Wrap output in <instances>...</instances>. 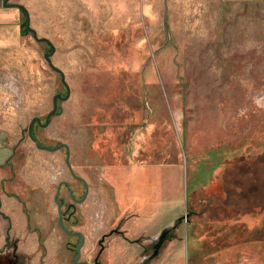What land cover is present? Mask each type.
Here are the masks:
<instances>
[{"label":"rangeland","instance_id":"obj_1","mask_svg":"<svg viewBox=\"0 0 264 264\" xmlns=\"http://www.w3.org/2000/svg\"><path fill=\"white\" fill-rule=\"evenodd\" d=\"M77 1L89 4L27 12L70 88L61 113L32 135L65 143L87 182L70 226L85 236L82 263L95 264L99 240L121 228L98 264H264V0H167L165 20L164 0ZM26 34L21 63L0 72V124L20 132L7 164L0 140V227L40 232L37 247L25 239L30 252L10 235L0 264H71L53 211L59 181L75 183L65 151L39 150L27 134L66 91L47 44ZM13 198L21 207L11 221L1 206ZM165 229L153 260L143 241Z\"/></svg>","mask_w":264,"mask_h":264},{"label":"crops","instance_id":"obj_2","mask_svg":"<svg viewBox=\"0 0 264 264\" xmlns=\"http://www.w3.org/2000/svg\"><path fill=\"white\" fill-rule=\"evenodd\" d=\"M4 0H0V72L5 70L9 65L21 63L23 54L26 53V45L29 42V37L24 32L23 29V19L25 17L24 11L18 7H6L3 5ZM9 3L14 5H19L25 8L31 5H82L89 4L85 2H79L77 0H9ZM93 5V2H90ZM97 4H100L99 2ZM26 55V54H25ZM4 96L0 94V118L5 117V107H4ZM19 127V126H17ZM20 132L14 131L11 128H5L0 124V140L2 141L3 146L10 152L11 156L8 158L7 163L11 157L16 156L15 152V143L16 139L19 137L12 136L13 134H19ZM11 136V138H9ZM16 138V139H15ZM17 148V147H16ZM4 164V165H5ZM3 166V165H2ZM1 167V166H0ZM22 175V173H18ZM45 192V191H44ZM46 195L43 193L42 198L45 200ZM5 205L1 206L5 210L7 217L13 220L14 217L19 215V209L21 207L20 201L16 198L11 200L4 201ZM36 211L45 208V206H35ZM6 224V223H5ZM28 225L26 224L24 229H17L14 224L10 226V235L13 238L22 237L23 240L18 242L21 252H30V248H26L25 239L28 242V245L37 247L39 239V227H36L37 231H28ZM8 229V224L5 227H0V239H5L6 231ZM56 238L55 233L53 232L50 241H54ZM54 239V240H53Z\"/></svg>","mask_w":264,"mask_h":264},{"label":"flooded vegetation","instance_id":"obj_3","mask_svg":"<svg viewBox=\"0 0 264 264\" xmlns=\"http://www.w3.org/2000/svg\"><path fill=\"white\" fill-rule=\"evenodd\" d=\"M24 14H25V23H24L25 26L23 28L24 29V32L25 33H31L26 28L27 17H26V13L25 12H24ZM29 25H30V21H29ZM32 37H33V35H32ZM42 43H44V42H42ZM47 46L49 47L48 44H47ZM50 51H51V48L49 47V52ZM61 96L63 97L62 94H61ZM61 102H62L61 100L57 99V102H56V104H57L56 114H57V112H59V109L58 108L60 107ZM52 106H53V103H52ZM51 110H52V108H51ZM56 114H54V115H56ZM54 115H52L51 117H53ZM51 117H50V119H51ZM33 118H39L40 121H41V123L44 124L46 117L44 118V120H42L38 116H33L31 119H33ZM50 119H49V121H50ZM30 121H29V123H30ZM36 125L38 127H41V128H46L48 126L47 125V126L43 127V126L39 125L37 122H34V124L32 126V134L34 132L33 130H34V127ZM60 149H64V151H65V157H66V154H67L66 149L63 148V147L60 148ZM69 155H70V151H69ZM71 169H72V167H71ZM68 171H69V173H70V175L72 177V180L75 182L74 183L75 185L74 184L73 185L72 184H69L67 181H65L63 179L59 181L57 187L60 185V188H59V195L57 197V200L60 203V210H61V217H60V219H59V214H58V207H57L56 203L54 202V197H55L56 192H57V187H56L55 195L53 197V202H54V204L56 206V209L54 207L53 208V211L55 210L56 211V214H57V226H58V228L66 236V242L64 243V247L66 248V250L68 249L69 253H67V254H69L70 258H72L71 264L74 263V261L78 257V255H79V259H78V261L75 264H85V263H82L84 261L81 260V249L83 248V246L85 244V236H84V234L81 231L76 230V229H73L70 226L74 225L76 223L77 219H78V217H77V206L80 205V204H82V203H84L85 200L87 199L88 190H87V195L85 196L87 182H86V180L84 178H82L79 175L75 174L73 170L72 171L74 173V176H72L69 168H68ZM62 188H64L67 191V197L66 198L60 196V191H61ZM87 188H88V185H87ZM79 190H81L82 193L79 194V192H78ZM124 191H125V186H124ZM83 197H84V199H83ZM123 197H125V196H123ZM121 203H122V201H121ZM132 216L133 215H128V216L126 215L125 217H122L121 220L119 221V223H122V222L127 221V219H129ZM5 218L7 219L8 217L6 216ZM10 226L11 225L9 224L8 229L6 231V236H5V239H4L5 244H4L3 249L0 250V254L3 253L5 251V249H7L8 245H9V242H10ZM163 232H161L156 237L146 238L143 241V242L150 241L151 256L152 255L154 256L153 257V260L156 259L159 256V252H158L159 250L158 249H159V246L161 245L160 242H159V238H160V236L162 235ZM119 233H121V234H119ZM113 235L123 236L124 235V231H122L121 228L120 229H117V230L115 228H113L111 230V232L109 233L108 236L106 234V236L102 237L99 240V243H98L99 251L96 254L95 258L93 259V261H94L95 264H98L99 256L103 252L104 243H105L104 240H106L107 237H113ZM154 240H156V241H154ZM81 242H82V245H81ZM131 243L137 244L139 246L142 245V242L140 240H133V242H131ZM80 245H81V247H80V250H79V246ZM146 257H147V255H143V258H146Z\"/></svg>","mask_w":264,"mask_h":264},{"label":"water","instance_id":"obj_4","mask_svg":"<svg viewBox=\"0 0 264 264\" xmlns=\"http://www.w3.org/2000/svg\"><path fill=\"white\" fill-rule=\"evenodd\" d=\"M8 1L9 0H5L3 5L6 6V7H18V8H21L26 13V17H27L26 28H27V30L29 32L32 33L33 38L35 40L39 41V42L47 43L49 45V47L51 48V51L44 55V59L47 62V64L49 65V67L60 76L61 83L63 84V86L65 88V91H66L65 95L63 97L60 94H56L53 97V99H52V103H53L52 110L47 114L44 124L41 123L39 118L31 119V121H30V123H29V125L27 127L28 137L35 144L36 148L39 149V150L48 151V152H55V151L59 150L62 147L65 148L66 151H67V154H66V157H65V163H66L67 167L70 169V172H71L72 176H74V173H73V171L71 169V166H70V163H69V148H68V146L65 143H62V144H60V145H58L56 147H52L51 148V147H47V146H44V145H41L40 143H38L37 140L35 139V137L32 135V126H33L34 122H37L39 125H41L43 127L47 126L48 123H49L50 117L52 115L56 114V109H57L56 102H57V99H59L61 101H67L69 99V97H70V88H69L68 84L65 81L64 73L59 68L55 67L53 65L52 61H51V57H52L53 53L55 52V47L52 45V43L48 39H46V38H38L37 37L36 32L33 29H31V27L29 25V16H28V13H27V11L25 10L24 7L19 6V5L11 4ZM163 5H164V20H165L166 15H167V0H164ZM58 109H59V112H57V114L61 113V111H62L60 107ZM59 188H60V185L57 187V192H56V195L54 197V202L56 203V205L58 207V214H59V219H60V217H61L60 203L57 200V197L59 195ZM87 190H88V188H87V185H86L85 196L87 195ZM84 197H83V199H84ZM81 245H82V242H81ZM81 245L79 246V250H80ZM78 259H79V255L75 259L73 264H75L78 261Z\"/></svg>","mask_w":264,"mask_h":264},{"label":"trees","instance_id":"obj_5","mask_svg":"<svg viewBox=\"0 0 264 264\" xmlns=\"http://www.w3.org/2000/svg\"><path fill=\"white\" fill-rule=\"evenodd\" d=\"M169 230H164V232L162 233V235L160 236V238H159V242H160V244L162 243V242H164V240H166L167 239V237L165 238V236L167 235V232H168Z\"/></svg>","mask_w":264,"mask_h":264}]
</instances>
